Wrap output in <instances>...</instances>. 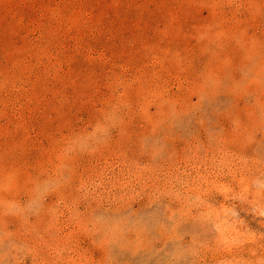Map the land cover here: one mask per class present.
Returning a JSON list of instances; mask_svg holds the SVG:
<instances>
[{"label": "rangeland", "instance_id": "374dc122", "mask_svg": "<svg viewBox=\"0 0 264 264\" xmlns=\"http://www.w3.org/2000/svg\"><path fill=\"white\" fill-rule=\"evenodd\" d=\"M0 264H264V0H0Z\"/></svg>", "mask_w": 264, "mask_h": 264}]
</instances>
